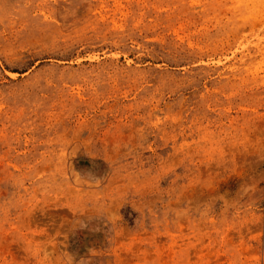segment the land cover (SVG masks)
Segmentation results:
<instances>
[{"label": "rangeland", "instance_id": "rangeland-1", "mask_svg": "<svg viewBox=\"0 0 264 264\" xmlns=\"http://www.w3.org/2000/svg\"><path fill=\"white\" fill-rule=\"evenodd\" d=\"M0 264H264V0H0Z\"/></svg>", "mask_w": 264, "mask_h": 264}]
</instances>
